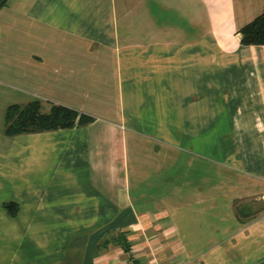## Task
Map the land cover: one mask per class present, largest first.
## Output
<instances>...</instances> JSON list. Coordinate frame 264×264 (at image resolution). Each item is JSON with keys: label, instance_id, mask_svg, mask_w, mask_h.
Returning a JSON list of instances; mask_svg holds the SVG:
<instances>
[{"label": "crops", "instance_id": "0c3cea01", "mask_svg": "<svg viewBox=\"0 0 264 264\" xmlns=\"http://www.w3.org/2000/svg\"><path fill=\"white\" fill-rule=\"evenodd\" d=\"M263 12L264 0L0 6V136L11 105L92 119L0 150V188L29 176L23 197L0 198V264H264V46L239 35Z\"/></svg>", "mask_w": 264, "mask_h": 264}, {"label": "trees", "instance_id": "16d2710c", "mask_svg": "<svg viewBox=\"0 0 264 264\" xmlns=\"http://www.w3.org/2000/svg\"><path fill=\"white\" fill-rule=\"evenodd\" d=\"M8 0H0V6ZM241 43L245 46H264V12L249 24L240 29ZM92 119L80 115L71 109L52 106L49 112H43L38 101L25 106L11 105L7 108L4 121V135L10 138L21 134L42 133L75 126H86ZM11 215L15 216L18 206L14 203L4 205Z\"/></svg>", "mask_w": 264, "mask_h": 264}, {"label": "rangeland", "instance_id": "374dc122", "mask_svg": "<svg viewBox=\"0 0 264 264\" xmlns=\"http://www.w3.org/2000/svg\"><path fill=\"white\" fill-rule=\"evenodd\" d=\"M42 108H43V112H45L44 111L45 108L43 104H42ZM1 126L2 124H0V130H1ZM3 131H4V126H3ZM2 136H0V150L2 148H12L14 145V139H13L14 137L10 138V137L5 136L4 132L2 133ZM28 180H29V176H28ZM28 180H25V179L23 181H18L17 179L7 180L9 182H7V184H4L3 187L0 188V198H11V197L17 196L18 194L20 197H23V194H24L23 187L25 186V184H27ZM31 207L33 208L32 210H34L35 202L34 204L31 205ZM26 209H27L26 212H28L29 207L27 206Z\"/></svg>", "mask_w": 264, "mask_h": 264}, {"label": "built area", "instance_id": "2783aa9c", "mask_svg": "<svg viewBox=\"0 0 264 264\" xmlns=\"http://www.w3.org/2000/svg\"><path fill=\"white\" fill-rule=\"evenodd\" d=\"M183 264H204L200 261H189V262H186V263H183Z\"/></svg>", "mask_w": 264, "mask_h": 264}]
</instances>
